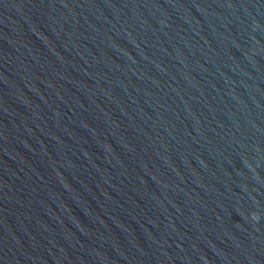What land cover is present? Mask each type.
Here are the masks:
<instances>
[{"label":"water","instance_id":"95a60500","mask_svg":"<svg viewBox=\"0 0 264 264\" xmlns=\"http://www.w3.org/2000/svg\"><path fill=\"white\" fill-rule=\"evenodd\" d=\"M0 264H264V0H0Z\"/></svg>","mask_w":264,"mask_h":264}]
</instances>
